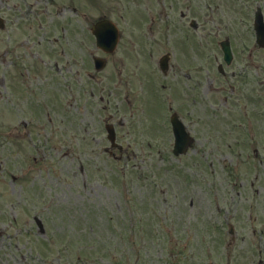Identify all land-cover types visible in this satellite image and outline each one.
<instances>
[{
	"label": "rangeland",
	"instance_id": "374dc122",
	"mask_svg": "<svg viewBox=\"0 0 264 264\" xmlns=\"http://www.w3.org/2000/svg\"><path fill=\"white\" fill-rule=\"evenodd\" d=\"M262 1L139 0L163 20L92 78L45 63L19 103L0 84V264H264ZM173 111L197 139L178 157ZM107 122L124 152L108 151Z\"/></svg>",
	"mask_w": 264,
	"mask_h": 264
},
{
	"label": "flooded vegetation",
	"instance_id": "af4514ba",
	"mask_svg": "<svg viewBox=\"0 0 264 264\" xmlns=\"http://www.w3.org/2000/svg\"><path fill=\"white\" fill-rule=\"evenodd\" d=\"M108 17L102 0H0V84L19 103L23 78L44 73L45 63L52 77L66 71L76 76L77 66L91 70L93 28Z\"/></svg>",
	"mask_w": 264,
	"mask_h": 264
},
{
	"label": "water",
	"instance_id": "95a60500",
	"mask_svg": "<svg viewBox=\"0 0 264 264\" xmlns=\"http://www.w3.org/2000/svg\"><path fill=\"white\" fill-rule=\"evenodd\" d=\"M258 37H260V33H259V36H258ZM221 44H222V47H223V49H224V51H225V58H226V60H227L228 62H230V60H231V58H232V54H231V49H230V46H229L228 41H224V42H222ZM173 121H174V120H173ZM176 121H177V120H175V126H176V124H178ZM178 127H179V126H176L175 129H176V132H177V134H178L177 143H178V145H179V143L182 141V139H181L182 133H180ZM108 129H109V133H110V134H109V137H110L111 140L114 142V140H115L114 130H112L111 127H109ZM178 145H177V146H178ZM38 222H39L40 225L42 226V222H41L39 219H38Z\"/></svg>",
	"mask_w": 264,
	"mask_h": 264
}]
</instances>
